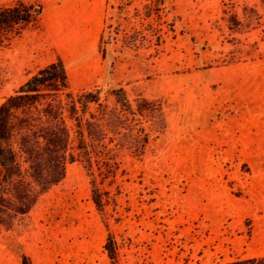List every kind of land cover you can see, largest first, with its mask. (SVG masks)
I'll return each mask as SVG.
<instances>
[{
  "label": "rangeland",
  "instance_id": "rangeland-1",
  "mask_svg": "<svg viewBox=\"0 0 264 264\" xmlns=\"http://www.w3.org/2000/svg\"><path fill=\"white\" fill-rule=\"evenodd\" d=\"M13 0H0L8 6ZM41 8L40 28L0 49V104L60 59L72 92L118 87L159 101L166 128L143 155L116 154L115 203L99 213L82 165L0 235V264H227L264 257V0H168L158 49L99 38L116 12L91 0ZM234 23L232 26L231 23ZM125 25V31H129ZM165 30V25L162 26ZM110 36V38H109Z\"/></svg>",
  "mask_w": 264,
  "mask_h": 264
},
{
  "label": "trees",
  "instance_id": "trees-1",
  "mask_svg": "<svg viewBox=\"0 0 264 264\" xmlns=\"http://www.w3.org/2000/svg\"><path fill=\"white\" fill-rule=\"evenodd\" d=\"M167 1L105 0L117 21L113 25L109 18L105 23L99 38L101 56L106 33L122 34L126 47L147 43L158 49L164 35L173 32V25L163 21ZM40 14V7L20 0L0 6V49L24 31L38 30ZM125 25L130 26L127 32ZM165 128L159 101L141 94L129 99L121 87L105 97L97 86L74 93L60 59L39 69L0 104V235L17 227L75 162L89 179L91 202L103 213L115 199L99 186L113 184L119 170L116 154L127 151L141 157ZM118 249L108 233L103 251L109 264H119ZM20 259V264H31L25 255ZM227 264H264V257Z\"/></svg>",
  "mask_w": 264,
  "mask_h": 264
},
{
  "label": "crops",
  "instance_id": "crops-1",
  "mask_svg": "<svg viewBox=\"0 0 264 264\" xmlns=\"http://www.w3.org/2000/svg\"><path fill=\"white\" fill-rule=\"evenodd\" d=\"M13 1H17V0H13ZM20 1H23V2H26V3H28L27 2V0H20ZM41 1V4L44 6V7H49V6H51V5H53L54 4V2H57V1H60V2H62L63 0H40ZM87 1V0H86ZM92 2H97V3H99V5H101L102 6V4H103V2H104V0H91Z\"/></svg>",
  "mask_w": 264,
  "mask_h": 264
}]
</instances>
